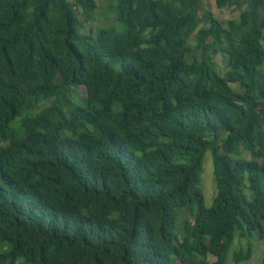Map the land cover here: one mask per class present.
<instances>
[{"label":"trees","instance_id":"obj_1","mask_svg":"<svg viewBox=\"0 0 264 264\" xmlns=\"http://www.w3.org/2000/svg\"><path fill=\"white\" fill-rule=\"evenodd\" d=\"M97 2L0 0V264L249 263L264 0H115L93 36Z\"/></svg>","mask_w":264,"mask_h":264},{"label":"rangeland","instance_id":"obj_2","mask_svg":"<svg viewBox=\"0 0 264 264\" xmlns=\"http://www.w3.org/2000/svg\"><path fill=\"white\" fill-rule=\"evenodd\" d=\"M67 1L72 2L73 0H67ZM114 1L115 0H98L97 9L94 11L93 14V20L84 26L86 32L92 30V35L95 36L98 30L102 28H109L115 25L114 15L111 7L114 4ZM204 6L205 9L210 10L220 22L225 23L226 21L235 19L238 16V12L232 11L230 9H223V10L216 9L213 0H204ZM216 62L220 64L219 58L216 59ZM76 93L79 99H84L85 93L83 88H79ZM202 168H203V173L201 175L200 188L202 190L205 206L209 208L212 206V201L215 196L213 166L209 154L205 155ZM183 212L184 210L180 208L175 210L177 216L176 225H175L176 232L180 230L179 224ZM235 244L244 247V241H236ZM252 246L254 249V253L252 259L249 261V263L246 264H261L264 245L256 240H253ZM230 258L231 256H229L228 264H233Z\"/></svg>","mask_w":264,"mask_h":264}]
</instances>
